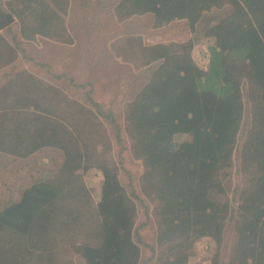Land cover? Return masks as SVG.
<instances>
[{
	"label": "trees",
	"instance_id": "obj_1",
	"mask_svg": "<svg viewBox=\"0 0 264 264\" xmlns=\"http://www.w3.org/2000/svg\"><path fill=\"white\" fill-rule=\"evenodd\" d=\"M4 4L17 23L0 33V69L16 61L18 38L71 42L57 4ZM113 14H149L153 28L184 21L191 36L113 44L125 64L150 71L120 123L89 81L5 72L0 153L28 164L49 149L58 159L46 179L21 176L17 199L0 208V264H189L199 243L210 264H264V0H118ZM197 34L209 43L204 66L192 54ZM125 150L140 168L139 193L120 179ZM90 170L100 173L97 201L83 180ZM139 207L153 242L139 232Z\"/></svg>",
	"mask_w": 264,
	"mask_h": 264
},
{
	"label": "rangeland",
	"instance_id": "obj_2",
	"mask_svg": "<svg viewBox=\"0 0 264 264\" xmlns=\"http://www.w3.org/2000/svg\"><path fill=\"white\" fill-rule=\"evenodd\" d=\"M220 15L219 12L211 13L206 15L202 20V26L206 24L210 19H214ZM106 32V31H101ZM92 33H97L96 31H90L89 34L82 33L79 36L73 37V44L66 45H47L44 42H37L30 45L29 55L34 57L36 60L43 61L49 65L48 68L41 67L38 70L43 76L47 75L48 72L51 73H64L72 75L75 77L76 81H89L94 86V98L97 100L105 111L113 113L114 118L117 123L122 122V114L124 113L125 104L132 98V96L138 91L142 84L149 77V70H136L133 66L124 63H113V62H99L97 58L91 54V50L99 52L106 42L111 41L116 37L109 38H99ZM167 33V32H166ZM169 33V32H168ZM92 34V35H90ZM194 35L192 40L194 42L193 58L198 62H202L203 54L205 49L208 47L209 43L206 39L201 36ZM163 38L170 41L171 34H163ZM144 39L146 42L152 40V36L149 33H144ZM184 37V36H183ZM186 37V36H185ZM171 38V39H170ZM188 39V38H187ZM153 42V41H152ZM108 45V44H107ZM114 54V52H113ZM80 55L82 61L75 60L76 57ZM97 64V65H95ZM100 65V66H99ZM103 66H107L104 68ZM62 84H66L65 79L62 78ZM59 83V81L57 82ZM68 90V93L74 97L82 100V94L80 90H75L70 86L64 85ZM105 130L107 131V138L113 141L114 132L112 130L111 123L108 121H103ZM125 146L127 141L125 138ZM113 147V157L118 158V150L120 146L116 144L115 141L112 143ZM51 156L57 159L58 155L54 152H50L46 155L43 153L40 155L39 159L42 157ZM55 156V157H54ZM44 158V159H45ZM51 158V159H52ZM123 166L124 169L121 170L120 179L124 185H129L131 181L139 193L136 186V176L138 175L140 168L135 161L128 158V151L125 150L122 153ZM46 161V160H45ZM44 161V162H45ZM47 162V161H46ZM78 174H82L78 171ZM133 176V179L131 178ZM100 173L96 170H90L83 174V180L87 183L91 190V196L94 201H97L100 186ZM233 183V179L231 181ZM139 232L142 236L144 242H153L155 235V227L152 224L153 220H147V215L141 207L138 209V220ZM231 239V234L229 236ZM202 244H198L195 249V257L191 259L189 264H210L208 259H204L205 256L203 249H200Z\"/></svg>",
	"mask_w": 264,
	"mask_h": 264
},
{
	"label": "crops",
	"instance_id": "obj_3",
	"mask_svg": "<svg viewBox=\"0 0 264 264\" xmlns=\"http://www.w3.org/2000/svg\"><path fill=\"white\" fill-rule=\"evenodd\" d=\"M5 1L7 0H0V33L7 28L16 30L17 18L8 13L5 8ZM45 2L49 5L57 4L58 19L64 21L65 34L71 42L63 43L62 41H54L42 37H36L31 41L18 38V46L21 49L16 50V61L0 69V83L4 81L5 72L13 68L34 72L35 69L49 67L47 63L43 61L39 62L29 55L28 50H30V45L39 41L47 45H71L74 42L73 37L79 36L81 32L89 34L90 31H96L97 33L92 34L99 38H105V40L106 38L115 36L116 38L106 42V45H103L99 52L93 51L94 49H92L91 54H93L99 62H120L125 64L124 60L117 57L114 51L115 46H113L116 42L124 39L125 36L138 34L143 37L144 33H149L152 36V40L148 41L149 43L169 42L162 39L164 37L163 34H171L172 39L170 38V41L187 39L191 36L184 21H174L167 26L153 28L152 16L149 14L133 16L130 19L118 22L113 14V8L118 0H45ZM7 15L11 16V21H8ZM81 58L82 57L78 55L75 60L80 62L82 61ZM103 67L107 68V66ZM50 152L54 151L49 149L38 151L29 157L31 161L28 164H26L25 160H19L13 155L0 153V208L8 202L17 199L19 180H22L20 177L25 176L24 174H26L27 180L46 179L49 170L54 166L53 162H51L52 157L46 156L47 159L45 157L39 159V157L43 153L47 155ZM54 154L56 153L54 152ZM72 261V264H80L81 262L80 258L77 256H73Z\"/></svg>",
	"mask_w": 264,
	"mask_h": 264
},
{
	"label": "built area",
	"instance_id": "obj_4",
	"mask_svg": "<svg viewBox=\"0 0 264 264\" xmlns=\"http://www.w3.org/2000/svg\"><path fill=\"white\" fill-rule=\"evenodd\" d=\"M206 49H207V48H206ZM206 49H205L204 54H203L202 62L199 63V65H201V66H204L205 63H206V58H205Z\"/></svg>",
	"mask_w": 264,
	"mask_h": 264
},
{
	"label": "water",
	"instance_id": "obj_5",
	"mask_svg": "<svg viewBox=\"0 0 264 264\" xmlns=\"http://www.w3.org/2000/svg\"><path fill=\"white\" fill-rule=\"evenodd\" d=\"M7 18H8V21L12 20L11 16H9V15H7Z\"/></svg>",
	"mask_w": 264,
	"mask_h": 264
}]
</instances>
